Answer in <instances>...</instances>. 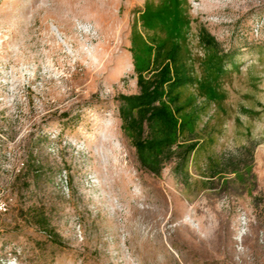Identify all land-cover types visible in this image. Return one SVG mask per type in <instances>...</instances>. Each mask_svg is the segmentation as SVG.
Here are the masks:
<instances>
[{"label":"rangeland","instance_id":"rangeland-1","mask_svg":"<svg viewBox=\"0 0 264 264\" xmlns=\"http://www.w3.org/2000/svg\"><path fill=\"white\" fill-rule=\"evenodd\" d=\"M162 1L0 0V264H264V0ZM132 34L178 40L194 73L180 171L121 128Z\"/></svg>","mask_w":264,"mask_h":264},{"label":"trees","instance_id":"trees-1","mask_svg":"<svg viewBox=\"0 0 264 264\" xmlns=\"http://www.w3.org/2000/svg\"><path fill=\"white\" fill-rule=\"evenodd\" d=\"M161 4L164 6L158 12L166 10L174 13L176 19L181 17L175 0H163ZM199 37L204 45L219 54L218 40L213 33L202 28ZM131 39L130 50L139 89L117 95L121 128L131 139L143 167L159 174L166 162L177 155L174 168L180 171L197 145L196 140L185 146L178 145L179 132L186 124L182 88L194 83V73L178 40L145 47L137 43L134 34ZM195 112L196 109L191 112L193 117ZM32 215L53 242L63 243L44 213L33 212Z\"/></svg>","mask_w":264,"mask_h":264}]
</instances>
